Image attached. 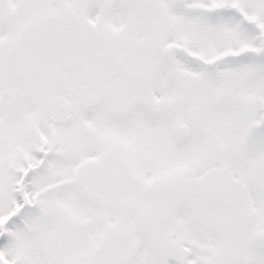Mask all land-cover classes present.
I'll return each mask as SVG.
<instances>
[{
	"label": "snow or ice",
	"instance_id": "obj_1",
	"mask_svg": "<svg viewBox=\"0 0 264 264\" xmlns=\"http://www.w3.org/2000/svg\"><path fill=\"white\" fill-rule=\"evenodd\" d=\"M0 264H264V0H0Z\"/></svg>",
	"mask_w": 264,
	"mask_h": 264
}]
</instances>
